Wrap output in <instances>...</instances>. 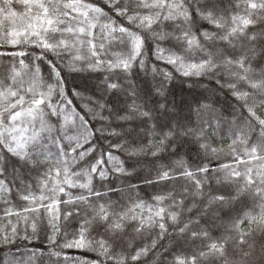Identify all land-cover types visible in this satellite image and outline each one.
I'll use <instances>...</instances> for the list:
<instances>
[{"label":"snow or ice","instance_id":"snow-or-ice-1","mask_svg":"<svg viewBox=\"0 0 264 264\" xmlns=\"http://www.w3.org/2000/svg\"><path fill=\"white\" fill-rule=\"evenodd\" d=\"M0 264H264V0H0Z\"/></svg>","mask_w":264,"mask_h":264},{"label":"trees","instance_id":"trees-1","mask_svg":"<svg viewBox=\"0 0 264 264\" xmlns=\"http://www.w3.org/2000/svg\"><path fill=\"white\" fill-rule=\"evenodd\" d=\"M159 67L165 68L166 66L163 64H160ZM168 70H171L168 68ZM134 79H137L134 77ZM68 87H72L73 84H82L83 82L79 79L73 80L72 77L68 80ZM143 83V81H141ZM188 83H192V81H188ZM212 87L215 88V85H207V82L205 84H195L192 88L187 87V84L184 83L181 79L174 80L170 85V94H169V100H174L177 106L181 109H183L186 112V105L193 101L196 98H200L202 95H208L209 93L205 92V87ZM213 99L216 102V107L218 109H227L228 105L232 103V98L227 94L226 91L222 92H216V94L213 96ZM110 103L116 105L117 107L123 106V98L117 99L115 97H109ZM78 103V101H74ZM219 139V138H218ZM219 146V145H217ZM192 156L195 155V150H190ZM118 154V153H117ZM131 161H129V164ZM214 166V165H213ZM136 172L139 174L135 176L132 179V183H137L141 186V195L144 196V198L148 199V194L153 193L154 191H159V189H153L151 186H147L143 183L142 179H140L141 176L148 174L147 168H141L138 167L136 169ZM124 178H121L123 180ZM121 180H114V183H116L118 186L121 184ZM115 199V197H113ZM59 239V237H58ZM48 244V241L45 239L44 233L41 232L39 239L33 238V247L36 248H43L46 250V245ZM65 254L68 256H75V257H84V258H93L92 253H85L77 249H65Z\"/></svg>","mask_w":264,"mask_h":264}]
</instances>
